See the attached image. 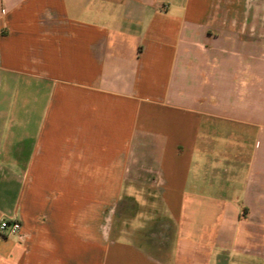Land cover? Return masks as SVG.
Listing matches in <instances>:
<instances>
[{"label":"crops","instance_id":"0c3cea01","mask_svg":"<svg viewBox=\"0 0 264 264\" xmlns=\"http://www.w3.org/2000/svg\"><path fill=\"white\" fill-rule=\"evenodd\" d=\"M264 0H0V264H264Z\"/></svg>","mask_w":264,"mask_h":264},{"label":"built area","instance_id":"2783aa9c","mask_svg":"<svg viewBox=\"0 0 264 264\" xmlns=\"http://www.w3.org/2000/svg\"><path fill=\"white\" fill-rule=\"evenodd\" d=\"M22 221L17 217L2 218L0 220V233L4 234H14L22 237Z\"/></svg>","mask_w":264,"mask_h":264},{"label":"rangeland","instance_id":"374dc122","mask_svg":"<svg viewBox=\"0 0 264 264\" xmlns=\"http://www.w3.org/2000/svg\"><path fill=\"white\" fill-rule=\"evenodd\" d=\"M261 62L264 64V53L261 54ZM260 97H261V106L262 108L264 107V76L262 75V80L260 84ZM3 218H8V217H3Z\"/></svg>","mask_w":264,"mask_h":264}]
</instances>
